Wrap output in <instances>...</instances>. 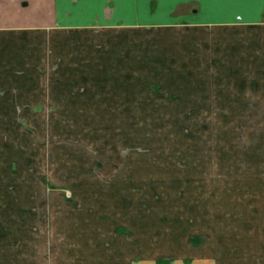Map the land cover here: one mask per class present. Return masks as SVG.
Masks as SVG:
<instances>
[{"label":"rangeland","instance_id":"obj_1","mask_svg":"<svg viewBox=\"0 0 264 264\" xmlns=\"http://www.w3.org/2000/svg\"><path fill=\"white\" fill-rule=\"evenodd\" d=\"M192 16L139 34L156 64L123 52L117 83L90 77L58 94L52 63L42 68L50 99L0 95V258L193 264L191 246L213 258L264 253V78L256 70L249 84L223 82L205 58L215 29L203 34ZM79 39L66 57L88 70L102 43L89 51ZM35 45L52 57L49 42Z\"/></svg>","mask_w":264,"mask_h":264},{"label":"crops","instance_id":"obj_2","mask_svg":"<svg viewBox=\"0 0 264 264\" xmlns=\"http://www.w3.org/2000/svg\"><path fill=\"white\" fill-rule=\"evenodd\" d=\"M192 14L200 20L197 26L203 27V34H207L208 27L215 29L216 43L210 51L215 54H205L206 44L201 53L205 58L214 57L220 64L221 71L226 72L222 75L223 82L234 84L242 79V83L249 84L250 78L256 77V70L258 76L264 78V8L259 3L235 0H0V95H5L2 97L10 102L50 99L52 89L43 87L42 68L47 69L52 63L59 71L51 76V84L62 85L58 94H67L66 86L89 84L90 77H98L97 83L101 85L117 83L125 73L123 64H127L123 52L136 53L134 63L138 65L156 61L152 48L144 44L142 37L138 40L139 34L147 29L177 30L181 21L196 22ZM82 36L87 37L89 51L96 49V43H102L96 50L102 59L93 58L88 70L83 64L72 69L66 57V54H75ZM64 38L75 40L68 43ZM35 42H49L54 48L49 60L42 55L45 48ZM95 59L100 62L96 63ZM82 69L86 71L82 73ZM189 250L198 252L193 264H264V253L232 252L233 258L226 259L224 250L222 258L218 253L215 258L211 257L203 247L191 246ZM13 257L0 258V264H16ZM180 257H151L131 264L168 261L163 259L184 264L183 261L190 260ZM32 263L31 259L25 261V264Z\"/></svg>","mask_w":264,"mask_h":264},{"label":"snow or ice","instance_id":"obj_3","mask_svg":"<svg viewBox=\"0 0 264 264\" xmlns=\"http://www.w3.org/2000/svg\"><path fill=\"white\" fill-rule=\"evenodd\" d=\"M238 3H259L264 8V0H235Z\"/></svg>","mask_w":264,"mask_h":264}]
</instances>
